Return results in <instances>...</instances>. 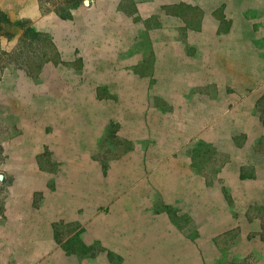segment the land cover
<instances>
[{
  "label": "rangeland",
  "instance_id": "1",
  "mask_svg": "<svg viewBox=\"0 0 264 264\" xmlns=\"http://www.w3.org/2000/svg\"><path fill=\"white\" fill-rule=\"evenodd\" d=\"M0 25V264H264V0Z\"/></svg>",
  "mask_w": 264,
  "mask_h": 264
},
{
  "label": "water",
  "instance_id": "2",
  "mask_svg": "<svg viewBox=\"0 0 264 264\" xmlns=\"http://www.w3.org/2000/svg\"><path fill=\"white\" fill-rule=\"evenodd\" d=\"M85 3H88V0H85ZM3 178V174H0V179Z\"/></svg>",
  "mask_w": 264,
  "mask_h": 264
},
{
  "label": "trees",
  "instance_id": "3",
  "mask_svg": "<svg viewBox=\"0 0 264 264\" xmlns=\"http://www.w3.org/2000/svg\"><path fill=\"white\" fill-rule=\"evenodd\" d=\"M0 27H1V25H0Z\"/></svg>",
  "mask_w": 264,
  "mask_h": 264
}]
</instances>
